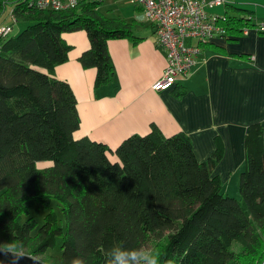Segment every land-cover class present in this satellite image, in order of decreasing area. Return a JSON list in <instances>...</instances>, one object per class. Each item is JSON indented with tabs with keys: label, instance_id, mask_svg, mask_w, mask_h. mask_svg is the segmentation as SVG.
Segmentation results:
<instances>
[{
	"label": "trees",
	"instance_id": "trees-1",
	"mask_svg": "<svg viewBox=\"0 0 264 264\" xmlns=\"http://www.w3.org/2000/svg\"><path fill=\"white\" fill-rule=\"evenodd\" d=\"M101 1L51 10L0 0V16L10 4L23 23L16 34L0 35V236L11 250L47 264H69L77 255L88 264H107L112 246L143 248L152 240L161 264H255L262 249L257 231L264 232L261 123L246 130L239 198L225 194L212 175L222 156L219 142L199 162L186 134L165 135L154 125L115 147L74 136L80 125L75 93L53 75L72 47L61 33L85 31L88 47L78 61L95 69V88L115 76L108 41L143 39L132 22L102 13ZM223 16L225 37L255 24L250 16ZM45 159L52 164L39 171L35 164ZM33 198L44 206L56 200L63 227L50 210L33 233L25 206ZM57 236L60 254H47Z\"/></svg>",
	"mask_w": 264,
	"mask_h": 264
},
{
	"label": "crops",
	"instance_id": "crops-1",
	"mask_svg": "<svg viewBox=\"0 0 264 264\" xmlns=\"http://www.w3.org/2000/svg\"><path fill=\"white\" fill-rule=\"evenodd\" d=\"M226 3L205 4L204 8L211 14L245 15L253 23L264 21V0ZM132 5L134 12L126 16L102 12L132 22L133 31L146 26V32L134 34L151 39L136 45L124 38L108 41L115 65L112 83L94 88L91 73L81 64L69 63L73 71L62 65L65 62L54 68L53 75L68 81L77 99L80 125L74 136H88L115 147L126 136L144 134L154 125L165 135L186 134L199 162L206 161L219 142L222 156L212 175L220 179L225 194L239 195L237 182L244 166V137L249 124L261 123L264 144V34L252 30L244 34L241 30L209 40L186 76L167 90L155 91L151 84L166 66V53L155 44L153 25L137 19L141 9ZM87 47L88 41L75 55ZM135 54L141 59H134Z\"/></svg>",
	"mask_w": 264,
	"mask_h": 264
},
{
	"label": "built area",
	"instance_id": "built-area-1",
	"mask_svg": "<svg viewBox=\"0 0 264 264\" xmlns=\"http://www.w3.org/2000/svg\"><path fill=\"white\" fill-rule=\"evenodd\" d=\"M83 0H28L38 9L60 10L72 8ZM87 1V0H85ZM89 1V0H88ZM228 0H130L140 7V21L153 25L155 42L166 53V66L160 77L151 84L155 91L169 89L179 77L186 76L195 64V58L203 44L215 37H225V27L221 25L223 15L208 13L204 6L220 5ZM11 22L0 24V35L12 32L16 18L10 11ZM264 34V21L251 27H243L242 33L249 31Z\"/></svg>",
	"mask_w": 264,
	"mask_h": 264
},
{
	"label": "rangeland",
	"instance_id": "rangeland-1",
	"mask_svg": "<svg viewBox=\"0 0 264 264\" xmlns=\"http://www.w3.org/2000/svg\"><path fill=\"white\" fill-rule=\"evenodd\" d=\"M99 9L101 12L108 13L112 16H117L116 14H120V13L125 14V16H126V15H129L130 13H133L135 8H133V5L130 3V0H104L100 4ZM10 11H11L10 4H7L4 8L2 15L0 16V24L10 23L12 21L11 16H10ZM16 21H17V19H16ZM21 28H23L22 22L14 23L13 27H12V32L10 34H16L17 32H19L21 30ZM145 28H146V26L135 27L134 32L136 33V32H138V30H140V32H146L147 28L146 29ZM61 37L68 44H70L72 46L70 51H69V54H68L67 62H65L62 65H68L67 69H69L70 71H73V69L71 67H69V65H70L69 63L80 64L78 61V56L80 53L78 55H75V53L83 44H85L88 41L86 33L84 30L63 32V33H61ZM150 40H151L150 38L146 39L145 37H143V39L140 40L139 43L147 42ZM127 41H130V40L127 39ZM132 44L133 43L131 42V45ZM136 44H133V45H136ZM134 47H136V46H133V49H134ZM157 47H159V46L157 45ZM132 57L136 60L141 59L136 54L133 55ZM36 68L39 70H42V71L44 70V68L40 67V66H36ZM85 70L88 71V73H91L90 74V75H92V81L91 82H93V87H94V79H93L95 76L94 68H87ZM51 164H52L51 160H48V159L39 160L36 162L35 167L39 171H41L44 169V167L49 166ZM242 170H243V168H242ZM237 184H238V182H237ZM237 189H238V185H237ZM229 196H231V195H229ZM238 196H239L238 193H236L232 197L238 198ZM25 206L27 209V216L31 217L35 222V227L33 228V233L37 232V229L40 226V224L43 222V219H44L46 213L50 210L54 211L57 214V216L59 218V225L63 227L64 221H63L62 212H61V205L56 200L51 199L50 204L48 206H44L43 204H41L40 202H38L36 199L33 198V199L27 200L25 203ZM257 232H258L260 238L262 239V249L260 250V258L256 259L257 261L255 262V264H264V232H261L259 230ZM60 241H61L60 236H57L55 245L53 247L48 248L47 254L59 255L60 254L59 245L61 243ZM157 244H158L157 241L152 240L149 244L145 245L143 248L149 249V250H155L157 252V248H158ZM0 248L10 249L9 243H7L5 241V239L1 236H0Z\"/></svg>",
	"mask_w": 264,
	"mask_h": 264
},
{
	"label": "clouds",
	"instance_id": "clouds-1",
	"mask_svg": "<svg viewBox=\"0 0 264 264\" xmlns=\"http://www.w3.org/2000/svg\"><path fill=\"white\" fill-rule=\"evenodd\" d=\"M69 264H88V261L83 256L77 255ZM107 264H161V257L155 250L117 244L109 250Z\"/></svg>",
	"mask_w": 264,
	"mask_h": 264
},
{
	"label": "water",
	"instance_id": "water-1",
	"mask_svg": "<svg viewBox=\"0 0 264 264\" xmlns=\"http://www.w3.org/2000/svg\"><path fill=\"white\" fill-rule=\"evenodd\" d=\"M47 264L38 258L11 249L0 248V264Z\"/></svg>",
	"mask_w": 264,
	"mask_h": 264
}]
</instances>
